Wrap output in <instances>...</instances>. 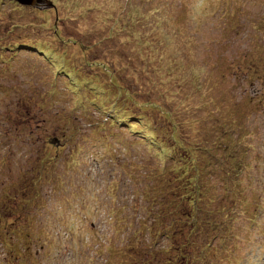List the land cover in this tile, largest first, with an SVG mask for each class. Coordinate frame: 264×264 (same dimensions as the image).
Wrapping results in <instances>:
<instances>
[{
    "label": "rangeland",
    "instance_id": "obj_1",
    "mask_svg": "<svg viewBox=\"0 0 264 264\" xmlns=\"http://www.w3.org/2000/svg\"><path fill=\"white\" fill-rule=\"evenodd\" d=\"M0 213V264H263L264 0H0Z\"/></svg>",
    "mask_w": 264,
    "mask_h": 264
},
{
    "label": "trees",
    "instance_id": "obj_2",
    "mask_svg": "<svg viewBox=\"0 0 264 264\" xmlns=\"http://www.w3.org/2000/svg\"><path fill=\"white\" fill-rule=\"evenodd\" d=\"M27 47V48H26ZM22 48H24V47H22ZM26 49H30V50H33V49H35V50H38L39 48L37 47V46H32L31 48L30 47H28V46H25V50ZM30 50H26V51H30ZM41 50H43V51H41ZM38 52L39 53H41V52H44V49H39L38 50ZM68 77V76H67ZM92 93V92H91ZM94 93V92H93ZM112 108V113H107V117H108V120L110 121V125L112 124H114V126H121V128L122 129H125V128H132L133 127V125H136V123H139V122H133V121H131L130 119H131V114H129L128 112H125V111H123V110H121V109H119V107H118V110H117V107H111ZM123 111V112H122ZM123 114V115H122ZM145 137V136H144ZM144 137H141L142 138V140H143V138ZM45 153V152H44ZM50 158V155H49V152H48V150H47V152H46V154H45V157H44V160H47L45 163H47L48 161H51V159H49ZM45 163L43 162V164L41 165V167H45ZM192 193H193V190L192 191H190V192H187V194H188V196H190L191 198H189L188 200H193V195H192ZM150 198H152V197H150ZM151 200V199H150ZM152 201H150V203H151ZM5 208H7V211H10L11 209L10 208H8V207H6V206H4V207H2V209L4 210ZM5 211V210H4ZM7 211H5V212H7ZM1 216H2V218H1ZM4 216H8L7 214H2V213H0V224L2 225V226H5V227H8L9 228V226H10V223H8V219H6ZM117 215H115V217H116ZM116 219H117V217H116ZM116 223H117V220H116ZM13 227V226H12ZM10 231V230H9ZM10 234H16V235H18V239L20 240V241H22V239H24L25 237H22V234H23V229L22 228H18V229H16L15 227H13L12 228V230L10 231ZM28 236V235H27ZM22 237V238H21ZM21 243H23V242H21ZM234 258V259H233ZM233 258H230L229 257V259L227 258V260L226 261H228V262H231V264H232V262L233 261H236L237 259H236V257H233ZM228 262H226V264L228 263ZM240 263V261H237V264H239Z\"/></svg>",
    "mask_w": 264,
    "mask_h": 264
},
{
    "label": "water",
    "instance_id": "obj_3",
    "mask_svg": "<svg viewBox=\"0 0 264 264\" xmlns=\"http://www.w3.org/2000/svg\"><path fill=\"white\" fill-rule=\"evenodd\" d=\"M13 1L18 2L19 4L36 7L37 4L42 2L43 0H13Z\"/></svg>",
    "mask_w": 264,
    "mask_h": 264
},
{
    "label": "clouds",
    "instance_id": "obj_4",
    "mask_svg": "<svg viewBox=\"0 0 264 264\" xmlns=\"http://www.w3.org/2000/svg\"><path fill=\"white\" fill-rule=\"evenodd\" d=\"M263 264H264V260H263Z\"/></svg>",
    "mask_w": 264,
    "mask_h": 264
}]
</instances>
